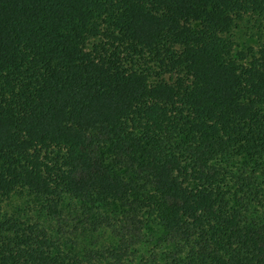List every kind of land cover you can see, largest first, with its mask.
Returning a JSON list of instances; mask_svg holds the SVG:
<instances>
[{
	"label": "trees",
	"instance_id": "16d2710c",
	"mask_svg": "<svg viewBox=\"0 0 264 264\" xmlns=\"http://www.w3.org/2000/svg\"><path fill=\"white\" fill-rule=\"evenodd\" d=\"M0 264H264V0H0Z\"/></svg>",
	"mask_w": 264,
	"mask_h": 264
},
{
	"label": "rangeland",
	"instance_id": "374dc122",
	"mask_svg": "<svg viewBox=\"0 0 264 264\" xmlns=\"http://www.w3.org/2000/svg\"><path fill=\"white\" fill-rule=\"evenodd\" d=\"M238 42L239 50H248L250 48L258 50L261 47L263 40L257 30L253 27V22H246L238 31Z\"/></svg>",
	"mask_w": 264,
	"mask_h": 264
}]
</instances>
